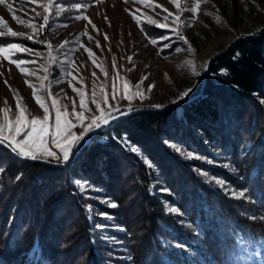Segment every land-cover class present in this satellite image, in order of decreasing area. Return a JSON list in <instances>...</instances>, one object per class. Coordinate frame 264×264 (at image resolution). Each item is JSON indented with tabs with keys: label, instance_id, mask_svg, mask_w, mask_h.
Masks as SVG:
<instances>
[{
	"label": "trees",
	"instance_id": "trees-1",
	"mask_svg": "<svg viewBox=\"0 0 264 264\" xmlns=\"http://www.w3.org/2000/svg\"><path fill=\"white\" fill-rule=\"evenodd\" d=\"M208 73L202 94L181 105L182 117L176 108L121 117L97 130L68 165L21 160L0 145V168L5 169L0 172V264H129V256L131 264H162V256L179 264L161 240L191 248L205 264H225L237 231L264 235V222L250 219L264 216V108L259 102L264 100V38L237 41L211 63ZM124 132L161 169L171 200L184 212L183 225L149 194L144 164L112 139ZM246 135L251 144L243 156L239 148ZM201 136L230 160L244 188H254L253 203H239L207 186L191 169L196 162L182 160L165 144H195L205 153ZM254 169L259 179L253 185L249 177ZM75 178L108 190L103 194L119 205L111 212L124 228L119 250L112 252L95 234ZM35 243L36 263L26 255Z\"/></svg>",
	"mask_w": 264,
	"mask_h": 264
},
{
	"label": "rangeland",
	"instance_id": "rangeland-1",
	"mask_svg": "<svg viewBox=\"0 0 264 264\" xmlns=\"http://www.w3.org/2000/svg\"><path fill=\"white\" fill-rule=\"evenodd\" d=\"M75 3L87 5L84 14L96 27L94 29L92 24L84 19L74 20L72 17L77 14L74 10L53 15L47 29L41 33L40 37L34 39H43L52 45L55 62L47 59L49 49L43 43H36L34 40H27L23 37L2 38L0 43H20L33 49L32 54L20 53L16 58L27 61L35 59L36 63L28 64L27 67L31 71H35L37 75L26 76L19 71L15 64L0 57V109L9 107L12 113H15L16 98L13 90H16L23 98L22 103L27 105L30 114L42 117L43 109L36 104L35 99L32 97V89L25 84V80L27 79L38 85L41 83L38 77H44L48 72L51 73L48 76V84L50 85L48 91L51 92L53 97H59L60 103L68 106V111L72 110L73 103L76 104L77 110H79L80 97L73 91V88L81 90L85 100L89 101L93 90L99 94L101 87H103L105 94H110L112 86L115 84L117 93H120L123 90L125 81H127L128 90L131 91L132 86L139 83L141 78L146 76L148 78L141 85V91H143L145 98L143 100L139 98L133 100L134 107L152 109L150 111L176 108L177 116L182 117L181 105L202 94L206 77L209 75L208 71L203 81L205 62L225 53L241 39L257 36L264 38V0H201L195 18L190 12L183 14L185 24L188 26L183 27L182 34L186 37L188 44L176 38L171 28H160L155 25L144 24L143 27L146 31H142L141 26L133 19V15L141 20H146L147 17L151 16L160 23L167 22L171 24V19L169 21L163 20V17L167 15L163 11L164 8H167L173 14L177 11L170 0H146V4H159L162 6L155 10L147 7L146 4L139 3L138 0H94L88 3L59 0V6L63 8H70ZM192 6V4H187L189 8ZM33 7L37 6L32 4L30 0H3L0 3V18L12 30L31 34V28L19 24L14 17H20L27 21L29 17L35 15L32 11ZM37 10L43 11L38 7ZM41 22L42 20L34 21V23ZM85 29L87 35H82ZM161 36L168 37V39H159ZM152 38L157 39L158 43L156 45L150 43ZM64 41H69V43L60 48ZM76 41L79 43H75ZM164 44H168L169 47H163ZM189 45L194 51H188ZM85 48L93 53L92 57H89ZM177 49H180V51H177ZM35 52H39L41 56L35 57ZM129 57H131V61H129ZM66 59L71 64H66ZM189 61L191 63H188ZM114 64L116 65L115 68L113 67ZM102 68L103 71H101ZM67 71H71L72 75L66 76ZM194 71L198 72L199 75H194ZM148 85H154L150 92L148 91ZM188 88L193 89L189 96L184 101L173 104L172 101ZM38 94L40 93L38 92ZM44 95L46 96L47 92ZM5 101H7V104H5ZM261 101L264 100H259L264 108V103ZM48 103H51L50 99ZM117 103L121 108H125L129 101L121 100L119 95H117L116 100H112L109 96L110 105L115 107ZM155 104L164 105L165 107L160 109L151 107ZM88 106L95 108V105L91 103ZM52 121L53 116L50 115V123ZM108 127L110 126L106 128ZM244 139L241 140L239 148V153L243 156L247 154L245 152H249L247 149L251 144L247 135L244 136ZM200 141L205 153L197 148L195 144L186 147L184 144L176 143L182 145L188 152L207 158L206 161L192 160L196 162L197 166L192 165L191 169H202L213 176L223 178L232 186L233 190L244 188L243 183H240V179H238L240 177L237 175V170L229 162L230 160L220 153V148L215 146L213 142L211 144L207 143L204 136L200 137ZM244 149L246 151H243ZM142 151L146 157L150 158L144 150ZM132 154L147 169L144 160L137 154ZM150 160L156 164L154 159L150 158ZM225 163L231 164L232 167L225 169L223 167ZM147 174L149 189L158 177L161 181V183L154 185V191L150 192L149 190V194L158 197L161 201L162 199L167 200L170 204L176 206L170 198L174 197L172 193L160 192L161 186H167L161 169L159 173L149 172L147 169ZM202 180L207 186L232 198L217 186L209 184L204 179ZM94 186L90 193L86 195L79 194L86 203L94 205L95 209L100 212H107L111 219L98 215L91 218L87 216V218L92 222L97 237L103 239V244L108 245L112 252L119 250L124 228L119 224L118 215L111 213L114 209L105 207L96 199L97 195L106 196L103 192L108 193L109 191ZM106 197L114 201L110 195ZM243 202L245 201L242 200L239 203ZM96 224H105L107 227L96 228ZM113 224L119 227H113ZM163 241L165 240H161V245L165 248ZM195 241L192 240L191 243H195ZM232 242V253L224 261L225 264H264V235L245 234L237 231ZM176 243L178 242L172 244ZM35 247L38 252L36 243ZM190 249L184 245L182 250L174 247L166 250L171 252V255L178 260L179 264H205L204 258L195 257ZM113 255L115 256V254ZM38 257V254L35 256L27 255V258L33 259L35 263ZM162 258L168 264L174 263V259H169L166 256H162Z\"/></svg>",
	"mask_w": 264,
	"mask_h": 264
},
{
	"label": "snow or ice",
	"instance_id": "snow-or-ice-1",
	"mask_svg": "<svg viewBox=\"0 0 264 264\" xmlns=\"http://www.w3.org/2000/svg\"><path fill=\"white\" fill-rule=\"evenodd\" d=\"M3 0H0L2 3ZM30 2L36 5L38 8L43 11H38L37 7H33L32 11L35 13L34 16L29 17L27 21L20 17H14L17 22L24 27L31 28L32 33L26 34L24 32H17L8 27L7 23L0 18V38H9V37H23L27 40H34L36 43H43L49 49L47 59L55 62V57L53 56L52 45L43 39H34L35 37H40L47 27L49 26V21L53 15H58L61 12L75 11L77 14L72 18L74 20L84 19L87 20L89 24H92V21L85 15L87 5L81 3H75L70 8H63L59 6V0H30ZM141 4H146V0H138ZM170 2L177 9L176 13L173 14L168 11L167 8H164L163 11L167 13L163 17L164 21H169L171 19L172 23L167 22L160 23L156 19H153L151 16L147 17L146 20H141L139 17L133 15V19L138 25L141 26L142 31H146L143 27L144 24L155 25L160 28H171L172 33L176 38L184 41L185 44H188L186 37L182 34V29L185 26L183 14L185 12L192 13L193 18L197 14L201 0H170ZM187 4H192V7H187ZM147 7L155 10L156 8L162 7L159 4H146ZM10 7V6H9ZM42 20L41 23H34V21ZM174 25V26H173ZM66 26V25H65ZM92 27L95 29V25L92 24ZM260 31V30H258ZM82 35H87V30L82 33ZM107 38V37H106ZM91 39V37H89ZM159 39L166 40L168 37L161 36ZM69 41H64L60 45V48L65 47ZM75 43H79L76 41ZM150 43L156 45L158 43L156 38L150 39ZM81 47L83 45H80ZM163 47H169L168 44H164ZM85 51L88 52L89 57L93 56V53L85 48ZM180 51V49H177ZM188 51L192 52L191 45L188 47ZM20 53H33V49L28 48L20 43H0V57H3L4 60L10 61V63L15 64L19 71L26 76H36L35 71H31L27 65L36 63V60L27 61L24 59L16 58ZM239 53H237L233 59L236 60L239 58ZM35 57H40L39 52L34 53ZM131 61V57H129ZM66 64H71L67 59L65 60ZM188 63H191L189 61ZM115 68L116 65L114 64ZM205 68L208 67L207 62L204 65ZM103 71V68L101 69ZM221 74H227L226 69L219 70ZM51 73L48 72L44 77H38L41 80L40 84H34L29 80H25V84L32 89V97L35 99V102L41 109H43V116L31 115L27 105L23 104V98L20 94L13 90L14 96L16 98L15 113H12L9 107L0 109V145H3L5 148L10 150L15 157L25 160V161H42L46 164H56V165H68L70 161L78 157V154L83 151L88 145L89 141L96 137L97 130H104L106 126L113 125L121 117H127L130 113L136 111L132 101L139 98L143 100L145 95L141 91V85L144 80L148 77H142L141 81L132 86V90H128V82L125 81L123 90L120 93L116 91V85L113 84L112 92L110 94H105L103 87H101L100 93L97 94L93 90L92 96L89 101L85 100L84 94L81 90L73 88V91L77 93L80 97L79 110L75 103L72 104V110L68 111V106L60 103L59 97H53L51 92L48 91L50 85L48 84V76ZM66 76H71L72 72L67 71ZM167 75V74H165ZM194 75H199L198 72L194 71ZM122 79V78H121ZM7 83V81H5ZM71 83V81H69ZM154 85H148V91L150 92ZM193 91L192 88L186 89L184 92L180 93L177 99L173 100L172 103L176 104L180 101H184L186 97ZM38 92L40 94H38ZM47 92L45 96L44 93ZM117 95L121 100H128L129 103L125 108H121L119 103L115 107L109 104V96L112 100L117 99ZM51 100L49 104L48 101ZM264 103V101H261ZM89 103L95 105V108L89 107ZM7 104V101H5ZM153 108H163L164 105L155 104L151 105ZM87 113V115H86ZM50 115L53 116V121L50 123ZM107 141L108 137L103 138ZM112 139H115L118 143L125 148V150L137 154L144 160L146 168L149 172L159 173V167L146 157L143 151L136 145H133L128 138L126 132L121 133L119 136L113 135ZM165 144L169 145L170 149L177 155L180 156L182 160L192 161V160H202L206 161L207 158L197 155L192 152L186 151V149L179 144L172 143L168 140H165ZM99 166V165H98ZM225 169L231 168L232 165L225 163L223 165ZM5 169L0 168V172H3ZM234 170V169H233ZM197 174L208 182L211 185L217 186L220 190L229 194L237 202L245 201L247 203H253L254 188H242L239 190H233L232 186L223 178L213 176L211 173L204 171L202 169H194ZM22 175V174H21ZM21 175L16 177L17 180L21 178ZM259 179V172L253 170L249 180L254 185L255 182ZM76 190L80 194H88L91 192L94 185L90 184L86 179H75L73 181ZM156 183H161L159 177L156 181L153 182V185H150V192L155 190L154 185ZM102 191V189H101ZM160 192L171 194V190L167 186H161ZM96 199L101 202L107 208H117L119 205L112 201L110 198L102 195H97ZM162 204L164 206L165 214L173 216L174 218H179V222L183 225L184 222V213L176 206H173L167 200L162 199ZM84 208L86 215L91 218L93 216H101L106 219H111L107 212H100L95 209L94 205L85 203ZM252 220H260L264 222V216H253L250 217ZM113 227H119L118 225L113 224ZM105 224H96V228H105ZM187 227L193 228V225L188 224ZM193 230H195L193 228ZM163 244L166 249L176 248L183 249L184 245L180 243L172 244L169 241H163ZM30 255H37V249L35 244L33 249L29 250ZM26 254V255H28ZM129 264H131L132 257H128ZM41 264V262H38ZM162 264H168L166 260H162Z\"/></svg>",
	"mask_w": 264,
	"mask_h": 264
},
{
	"label": "water",
	"instance_id": "water-1",
	"mask_svg": "<svg viewBox=\"0 0 264 264\" xmlns=\"http://www.w3.org/2000/svg\"><path fill=\"white\" fill-rule=\"evenodd\" d=\"M219 57V56H218ZM215 58H217V56L216 57H213V58H211L208 62H207V65H208V67L207 68H205V70H204V76H203V81H204V79H205V75H206V73L209 71V68H210V65H211V63L215 60ZM150 111V110H152V109H148V108H136V111L135 112H138V111ZM134 113V112H133ZM131 114V113H130ZM120 119V118H119ZM107 127V126H106ZM71 162V161H70ZM69 162V163H70ZM56 165V164H55ZM59 166H64V165H59Z\"/></svg>",
	"mask_w": 264,
	"mask_h": 264
}]
</instances>
